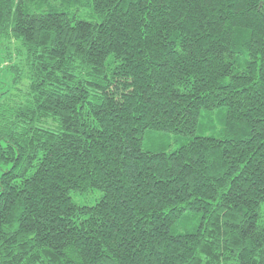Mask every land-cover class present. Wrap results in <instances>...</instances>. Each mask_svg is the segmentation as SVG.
I'll list each match as a JSON object with an SVG mask.
<instances>
[{
    "label": "trees",
    "instance_id": "1",
    "mask_svg": "<svg viewBox=\"0 0 264 264\" xmlns=\"http://www.w3.org/2000/svg\"><path fill=\"white\" fill-rule=\"evenodd\" d=\"M0 264H264V0H0Z\"/></svg>",
    "mask_w": 264,
    "mask_h": 264
},
{
    "label": "rangeland",
    "instance_id": "2",
    "mask_svg": "<svg viewBox=\"0 0 264 264\" xmlns=\"http://www.w3.org/2000/svg\"><path fill=\"white\" fill-rule=\"evenodd\" d=\"M17 44L15 42H11L5 38H0V92L1 89L8 88L9 84L6 85L4 88H1L2 83H5L3 80H8V72L6 67L4 66V62H7V57L11 58L14 62L16 60L15 55H18V50H16Z\"/></svg>",
    "mask_w": 264,
    "mask_h": 264
}]
</instances>
